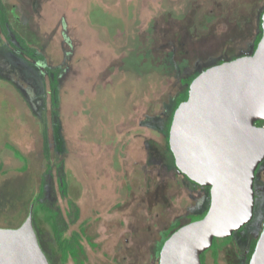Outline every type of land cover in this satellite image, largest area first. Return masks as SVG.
Returning a JSON list of instances; mask_svg holds the SVG:
<instances>
[{
  "label": "rangeland",
  "instance_id": "rangeland-1",
  "mask_svg": "<svg viewBox=\"0 0 264 264\" xmlns=\"http://www.w3.org/2000/svg\"><path fill=\"white\" fill-rule=\"evenodd\" d=\"M2 2L8 20L6 34L0 27V228L15 226L47 164L61 161L78 218L60 195L54 168L46 198L60 210L66 235H80L82 252L64 263L51 252L52 231L32 218L48 263L156 264L163 233L209 206L208 188L168 163L163 123L189 79L252 54L264 0ZM15 35L35 58L25 62L10 48L18 47ZM44 132L55 144L49 160ZM253 187L252 220L215 260L210 249L205 264H248L264 226V162Z\"/></svg>",
  "mask_w": 264,
  "mask_h": 264
},
{
  "label": "water",
  "instance_id": "water-1",
  "mask_svg": "<svg viewBox=\"0 0 264 264\" xmlns=\"http://www.w3.org/2000/svg\"><path fill=\"white\" fill-rule=\"evenodd\" d=\"M261 37L250 55L196 76L174 110L167 145L174 169L208 188L205 216L173 233L158 264H201L213 239L246 226L253 217L255 171L264 160V10ZM33 229L32 205L16 229L0 228V264H49ZM248 264H264V226Z\"/></svg>",
  "mask_w": 264,
  "mask_h": 264
},
{
  "label": "trees",
  "instance_id": "trees-1",
  "mask_svg": "<svg viewBox=\"0 0 264 264\" xmlns=\"http://www.w3.org/2000/svg\"><path fill=\"white\" fill-rule=\"evenodd\" d=\"M264 7L261 11V13L263 12ZM6 8L4 6V4L2 3V1L0 0V27L3 29V32L6 34L7 32V16L6 15ZM261 15V14H260ZM259 15V17H260ZM257 17V18H259ZM260 19V18H259ZM259 19H258V24H257V34L255 36V40H254V48L256 47L257 43L260 40L261 37V27H260V23H259ZM15 41L16 43H18V47H15L14 45H12V43H10V48L13 51H17V56H19V58L23 59L25 62H29L27 61V58H35L33 57V55H36V51L30 47L29 44H27V42L20 36L15 35ZM39 59V58H38ZM234 58H232L231 60H233ZM223 60H221L220 62H218V64L222 63ZM195 77L189 79L187 81V86L191 83V81L194 79ZM187 87L185 88V90L178 94L177 98L174 100V106L172 109V112L170 113L168 119H166L164 121V132L166 134V138L168 136V129L172 120V116L174 113V110L176 109V107L178 106V104L181 102V100L184 98L185 96V92H186ZM49 90L52 92V97H51V101H52V105L55 106V95L57 92V81L54 78L53 80H51L49 82ZM49 137L47 135V132H44L43 134V153H44V157L49 160L50 156H51V148L54 147V140H53V136L51 137L52 139V145L49 143ZM168 140V139H167ZM166 140V141H167ZM166 143V142H165ZM166 151L164 152V155L166 157V159L168 160V163L173 167L174 169V161H173V157L171 152L168 149V145L166 143ZM13 150V154L16 158H20L19 153L15 150ZM51 162V163H50ZM50 164H47L46 168L44 169L42 175L40 176V182L38 184V188L36 189L34 194V197L32 199H28L27 202H25V205H23L21 203L20 208L22 209L19 213V216L16 217V224L14 227H12L11 229H16L18 227L21 226V224L25 221L30 207L31 205L33 206V215L32 218L35 220V222L37 221L38 225L41 223L46 224L50 231H52V237H53V246L51 248V252L53 253L54 256H60L63 257V262L65 263L68 260V257L71 256L72 258H77V252L79 251L82 252L79 246V241H80V235L77 232H72L70 235H66V231L68 229V225L67 223H64V225L61 226V213L60 210L58 209V207L55 205V203H52V201H50L49 199L46 198V190H47V184H48V179L51 178L52 176V170H53V161H50ZM61 164L58 163V167L54 168L55 169V175H56V180H57V187L58 190L60 192V195L63 198L68 199V186L66 184V182L64 181V176H63V168L61 166H59ZM176 170V169H175ZM68 205L69 206H73L74 210L72 213V216L74 217V219L78 218V209L75 205L72 204V201L68 199ZM208 210V209H207ZM207 210L205 212H203V214L201 215H197L196 219L191 220L190 222H185L183 219L182 220H177L173 225H171L164 233L162 236V240L160 241V244L157 246V252H156V264H158V256H159V252L160 249L163 245V243L173 234L175 233L177 230H179V228L194 222L195 220H200L202 219ZM20 211V210H19ZM26 213V215H25ZM24 214V216H23ZM67 216H70V213H67ZM191 218L193 216H190ZM231 236L226 237V238H222V239H213L212 245L211 247L205 251L202 256H200V262L201 264H205V254L212 249V258L215 260L217 257V254L219 252V250L224 247L225 245L229 244L231 241ZM257 240L253 241V243L250 246V250L248 253V261L249 258L254 250V246ZM57 257V258H58ZM80 264H83V262H81Z\"/></svg>",
  "mask_w": 264,
  "mask_h": 264
},
{
  "label": "flooded vegetation",
  "instance_id": "flooded-vegetation-1",
  "mask_svg": "<svg viewBox=\"0 0 264 264\" xmlns=\"http://www.w3.org/2000/svg\"><path fill=\"white\" fill-rule=\"evenodd\" d=\"M255 49V48H254ZM254 49H253V51H254ZM242 56H245V55H242ZM239 57H241V56H239ZM238 58V57H237ZM235 59V58H234ZM223 62H225V61H223ZM221 64V63H220ZM216 65H219L218 63L217 64H215V65H213V66H216ZM210 67H212V66H209V67H206V68H204L201 72H203V71H205L206 69H208V68H210ZM201 72H199L198 74H196L195 75V77L196 76H198ZM188 87V86H187ZM175 102V101H174ZM174 102H173V106H174ZM255 125L257 126V127H261V128H264V121H258V122H256L255 123ZM163 126H164V123H163ZM264 162V160L260 163V165L257 167V169H256V171H255V176H254V181H255V179H256V176H257V173H258V170H259V168H260V166H261V164ZM184 178V177H183ZM254 181H253V185H254ZM192 184V183H191ZM194 185V184H193ZM194 186H197V185H194ZM197 187H201V186H197ZM203 188H206V187H203ZM207 189V188H206ZM253 190H254V192H255V188L253 187ZM254 197H255V194H254ZM205 212V211H204ZM203 214V213H202ZM201 215V214H200ZM191 216V215H190ZM245 227V226H244ZM241 229H243V228H241ZM240 229V230H241ZM239 231V230H238ZM233 235V234H232Z\"/></svg>",
  "mask_w": 264,
  "mask_h": 264
},
{
  "label": "crops",
  "instance_id": "crops-1",
  "mask_svg": "<svg viewBox=\"0 0 264 264\" xmlns=\"http://www.w3.org/2000/svg\"><path fill=\"white\" fill-rule=\"evenodd\" d=\"M1 1H2V0H1ZM2 3H3V2H2ZM6 11H7V10H6ZM5 37H6V36H5ZM1 39H2V38H1ZM10 43H11V42H9V45H10ZM3 47H4V46H3ZM8 48H9V46H8ZM5 50H6V49H5ZM6 51H7V50H6ZM0 53H1V52H0ZM0 56H1V55H0ZM1 58H2V56H1Z\"/></svg>",
  "mask_w": 264,
  "mask_h": 264
}]
</instances>
